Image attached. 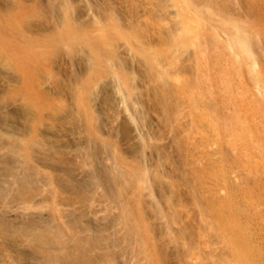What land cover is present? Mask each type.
<instances>
[{"label": "rangeland", "instance_id": "1", "mask_svg": "<svg viewBox=\"0 0 264 264\" xmlns=\"http://www.w3.org/2000/svg\"><path fill=\"white\" fill-rule=\"evenodd\" d=\"M0 147L69 264H264V0H0Z\"/></svg>", "mask_w": 264, "mask_h": 264}, {"label": "bare ground", "instance_id": "2", "mask_svg": "<svg viewBox=\"0 0 264 264\" xmlns=\"http://www.w3.org/2000/svg\"><path fill=\"white\" fill-rule=\"evenodd\" d=\"M233 37L236 44L251 51L244 32L236 30ZM62 189L56 190L45 167L27 162L6 164L0 160V264H69L72 259L83 258L82 248L72 249L70 245L68 200ZM42 209L47 217L41 224L35 221V215L42 214L38 211ZM11 214L23 215L27 224H17ZM128 224V230L134 233L135 226ZM227 229L230 227L226 226Z\"/></svg>", "mask_w": 264, "mask_h": 264}]
</instances>
